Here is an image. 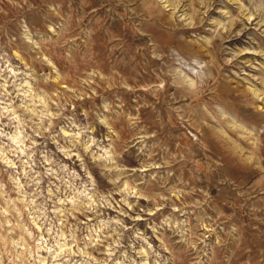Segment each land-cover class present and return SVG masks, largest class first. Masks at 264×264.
<instances>
[{
    "label": "rangeland",
    "instance_id": "obj_1",
    "mask_svg": "<svg viewBox=\"0 0 264 264\" xmlns=\"http://www.w3.org/2000/svg\"><path fill=\"white\" fill-rule=\"evenodd\" d=\"M0 264H264V0H0Z\"/></svg>",
    "mask_w": 264,
    "mask_h": 264
},
{
    "label": "bare ground",
    "instance_id": "obj_2",
    "mask_svg": "<svg viewBox=\"0 0 264 264\" xmlns=\"http://www.w3.org/2000/svg\"><path fill=\"white\" fill-rule=\"evenodd\" d=\"M251 19V18H250ZM259 95V94H258ZM231 164V163H230Z\"/></svg>",
    "mask_w": 264,
    "mask_h": 264
}]
</instances>
